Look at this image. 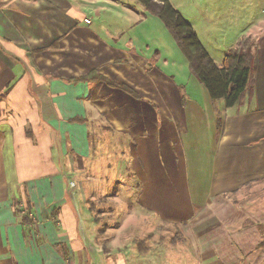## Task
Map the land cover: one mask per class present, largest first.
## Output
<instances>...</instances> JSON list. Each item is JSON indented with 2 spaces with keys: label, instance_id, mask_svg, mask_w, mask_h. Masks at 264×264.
Segmentation results:
<instances>
[{
  "label": "crops",
  "instance_id": "crops-1",
  "mask_svg": "<svg viewBox=\"0 0 264 264\" xmlns=\"http://www.w3.org/2000/svg\"><path fill=\"white\" fill-rule=\"evenodd\" d=\"M204 3V13L227 8ZM238 5L234 48L250 38L254 64L244 100L229 108L188 61L178 75L145 54L146 6L0 0V264H157L154 247L135 255L89 236L98 220L88 201L109 185L105 156L115 153L155 222L183 224L197 264H264V0ZM90 75L98 78L75 82ZM85 249L87 258L75 255Z\"/></svg>",
  "mask_w": 264,
  "mask_h": 264
},
{
  "label": "rangeland",
  "instance_id": "rangeland-1",
  "mask_svg": "<svg viewBox=\"0 0 264 264\" xmlns=\"http://www.w3.org/2000/svg\"><path fill=\"white\" fill-rule=\"evenodd\" d=\"M125 1L126 3H129L132 8L141 12V14L146 13L143 10L144 4L139 0ZM176 1L180 5V11H182L181 13L183 14L181 15L189 24L191 23L194 26V30L198 35L197 38H199L202 46L215 62L214 64L222 67L226 53L234 48V41L237 38L235 37V34L238 32L237 30L241 26H244L243 23L236 21V9L239 7V0H226L225 7L227 8L222 10L219 8L221 7L220 5H213L212 9L210 8L211 12L216 13L202 12L204 7L209 6V4L207 5L204 3L207 0ZM145 15L148 16L147 20H149V23L151 22L146 30L148 51H146L145 54H147L154 62H158L159 65L169 64L172 70L179 75L185 67L184 64L188 60L183 54L178 40L174 37L172 31L161 17L152 16L150 13ZM137 33L138 30H134L132 35H136ZM172 41L176 43L177 47H179L180 54L185 60V62L180 61L182 69L181 65L178 63L179 60H177L178 55L172 57L174 47H170L171 45L168 44V42ZM167 53H170L171 57L168 56ZM192 75L193 74H191V76ZM105 157L107 158L106 161L111 163L110 168L108 166L105 168L106 173L104 175L107 177L109 176V185L106 183V189L95 191L96 193H93L95 194V200L88 201V204H93L92 207L89 205V209L96 214L95 217L98 220L97 225H95L94 222H91L90 226L92 227V231L90 230L91 233H89V236H96L99 232L100 239L106 248L109 247L111 240L117 245L127 243L128 251L131 253L133 252L135 255H139L142 251H145V248L143 249L144 245L145 247H154L155 254L154 256L152 255V257H154L153 261L157 264H197L195 256L192 253H188L186 248H184L185 240L180 232L183 224L163 223L162 225L160 222L156 223L153 215L147 213L145 209L138 204V200H135L136 194L139 193V190L135 188L136 182H131V184L128 183V177L124 174L122 161L118 157V154H106ZM101 160L105 162L104 159ZM90 162L98 168H103L100 159H92ZM86 166L88 167L86 174L91 178L94 176L93 168L88 166V162ZM70 174L74 184L76 183V185H78L80 182L79 176H76L77 174ZM97 175L98 173H96L94 177ZM75 191L80 192V189L77 188ZM92 191H94V189H92ZM89 192L90 191L87 190L86 194ZM102 211L109 212L111 218L103 219ZM87 213L85 212L84 215ZM143 216L147 219L146 222L133 220L134 218L137 219ZM98 217L102 218V220L98 219ZM156 230H158L156 233V235L158 234V237L152 238V236H148L151 231L155 233ZM123 234L131 236L124 237ZM112 235H114V237ZM118 235H120V237ZM160 236H162V241L159 238ZM118 249L123 250V247L121 246ZM115 254L114 258H120L118 252ZM75 255L77 257L87 258L88 252L85 249L83 253H78V255L75 253ZM84 261L85 263L87 262L86 259Z\"/></svg>",
  "mask_w": 264,
  "mask_h": 264
},
{
  "label": "trees",
  "instance_id": "trees-1",
  "mask_svg": "<svg viewBox=\"0 0 264 264\" xmlns=\"http://www.w3.org/2000/svg\"><path fill=\"white\" fill-rule=\"evenodd\" d=\"M139 1L147 7L150 14L157 15L166 22L187 57L190 72L205 86L213 100H224L229 108L237 106L244 100L254 64L255 44L250 38L242 39L235 48L228 51L223 59L222 67H219L214 64L215 62L202 46L194 28L168 0ZM97 78L96 75H90L75 82ZM98 80L105 81L103 78ZM107 84L137 97L134 91L125 86L110 82ZM26 221L29 223L30 218L24 219V222ZM143 249L146 251L149 248L144 245Z\"/></svg>",
  "mask_w": 264,
  "mask_h": 264
},
{
  "label": "built area",
  "instance_id": "built-area-1",
  "mask_svg": "<svg viewBox=\"0 0 264 264\" xmlns=\"http://www.w3.org/2000/svg\"><path fill=\"white\" fill-rule=\"evenodd\" d=\"M75 185L74 184H72V187H74Z\"/></svg>",
  "mask_w": 264,
  "mask_h": 264
}]
</instances>
